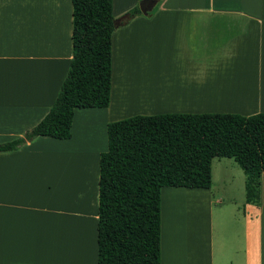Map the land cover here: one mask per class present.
<instances>
[{"label":"crops","instance_id":"obj_1","mask_svg":"<svg viewBox=\"0 0 264 264\" xmlns=\"http://www.w3.org/2000/svg\"><path fill=\"white\" fill-rule=\"evenodd\" d=\"M137 1L114 12L125 2L112 0L113 17ZM153 9L112 34L107 108L75 109L68 140L37 137L0 154V264H97L99 157L111 121L264 113V0H159ZM71 36V0H0V144L22 138L50 111L69 70ZM141 43L157 65L147 80H135L144 70L135 67L145 62L137 58ZM140 89V104L160 100L136 108L151 115L121 100ZM76 165L81 175L70 190ZM211 176L209 190L162 189L160 264H264V174L258 202L245 200L242 211L233 199L224 206L231 194L213 199L212 163ZM165 192L170 200L193 196L204 208L200 225L190 210H162Z\"/></svg>","mask_w":264,"mask_h":264},{"label":"trees","instance_id":"obj_2","mask_svg":"<svg viewBox=\"0 0 264 264\" xmlns=\"http://www.w3.org/2000/svg\"><path fill=\"white\" fill-rule=\"evenodd\" d=\"M72 59L48 114L0 154L37 137L71 138L75 109L110 102L111 37L142 16L134 7L119 20L112 0H71ZM99 157L97 264H160L163 188L209 190L213 159H231L245 175L246 203L259 200L264 174V113L162 114L109 123Z\"/></svg>","mask_w":264,"mask_h":264},{"label":"rangeland","instance_id":"obj_3","mask_svg":"<svg viewBox=\"0 0 264 264\" xmlns=\"http://www.w3.org/2000/svg\"><path fill=\"white\" fill-rule=\"evenodd\" d=\"M133 0H131L132 2ZM143 0H138L137 3L131 7L130 9H128V11H130L131 9H133L134 7L139 8L140 10V4L142 3ZM125 4L121 5L119 8L114 7V12H118L119 9L123 8L124 6L127 5V3L130 2V0H124ZM117 6V4H116ZM158 10V5L153 9L152 14H155ZM127 11V12H128ZM137 58L141 59V61H145L143 63H141V66H138L139 62L136 63L135 67L136 68H144V70L146 72H143L138 75L137 78H135V80L138 79H143V80H147L148 78L142 77L143 74H148V72H155V70L157 69V65H155L153 63V59H154V53L152 49H149V47L144 44L141 43L139 44V50L137 52ZM153 63V64H152ZM154 75L152 77L157 76L156 73L151 74ZM263 77V83H264V74L262 75ZM254 79H258L256 73L254 74ZM141 90H136V91H132V93H130V95L128 96V98L126 97L129 92H126L123 94L122 99L124 100L123 104L125 106V104L132 108L135 111H139L140 109H136L139 108V106H154L155 104H157L159 101L157 102H150L147 104H140V102L142 101L140 99L141 96ZM129 91V90H128ZM139 93V94H138ZM121 102V101H120ZM121 103V105H123ZM129 113H125V112H120L118 113L116 116L118 118H127L126 115ZM134 113H132L133 115ZM135 114L140 115V114H146V115H151V113H141V112H135ZM135 116V115H134ZM117 118V119H118ZM116 119V118H115ZM114 121H111L110 123H112ZM109 124V123H108ZM98 132V139H99V143L103 141L102 138V133L100 132L101 130H97ZM92 136V133H91ZM73 145V144H72ZM71 145V146H72ZM77 168L78 166L76 165L74 167L73 170H75V173L70 174L69 176V185H70V190L74 188V183L76 184L77 181L74 182L73 178L75 177H79L80 175H78L77 173ZM212 168H213V175H214V189H212V197L214 200L218 199V198H223L221 197V195L223 194H231V198L225 199V201H223V203H225V207H229L230 208V201L229 200H234L237 203V208L242 211V205L245 202V187H244V183H245V175L243 174L242 170L238 167L237 164L234 163L233 160H227V159H214L212 162ZM81 171H83V168H79ZM226 175H231V179L233 180H228L227 178L225 179ZM197 193V192H194ZM183 194H178L176 198L170 200V199H166V192L163 195V200L161 203V208L164 211H167L170 208H177V209H183V210H190L191 211V215L193 216L194 220L196 221V225H200V221L203 218L204 215V208H196V204L195 202H192L191 200H193V196H182ZM263 199H264V191H263ZM187 202V203H185ZM264 202V200H263ZM233 204V203H232ZM163 205V206H162ZM190 215V216H191ZM166 218V217H164ZM191 218V217H190Z\"/></svg>","mask_w":264,"mask_h":264},{"label":"water","instance_id":"obj_4","mask_svg":"<svg viewBox=\"0 0 264 264\" xmlns=\"http://www.w3.org/2000/svg\"><path fill=\"white\" fill-rule=\"evenodd\" d=\"M159 0H143L140 4V12L142 14H147L153 7L157 4Z\"/></svg>","mask_w":264,"mask_h":264}]
</instances>
